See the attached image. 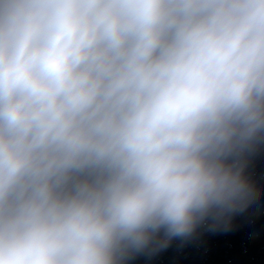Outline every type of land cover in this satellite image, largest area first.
I'll return each mask as SVG.
<instances>
[{"label":"clouds","instance_id":"clouds-1","mask_svg":"<svg viewBox=\"0 0 264 264\" xmlns=\"http://www.w3.org/2000/svg\"><path fill=\"white\" fill-rule=\"evenodd\" d=\"M261 150L264 0H0V264L226 229Z\"/></svg>","mask_w":264,"mask_h":264}]
</instances>
